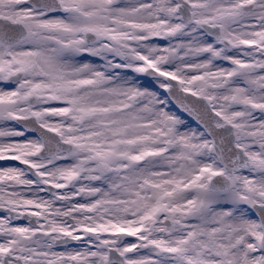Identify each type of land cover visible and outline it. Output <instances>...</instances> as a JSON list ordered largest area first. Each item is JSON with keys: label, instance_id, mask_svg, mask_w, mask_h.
<instances>
[{"label": "snow or ice", "instance_id": "6c2138e0", "mask_svg": "<svg viewBox=\"0 0 264 264\" xmlns=\"http://www.w3.org/2000/svg\"><path fill=\"white\" fill-rule=\"evenodd\" d=\"M0 264H264V0H0Z\"/></svg>", "mask_w": 264, "mask_h": 264}, {"label": "flooded vegetation", "instance_id": "af4514ba", "mask_svg": "<svg viewBox=\"0 0 264 264\" xmlns=\"http://www.w3.org/2000/svg\"><path fill=\"white\" fill-rule=\"evenodd\" d=\"M5 163H8V164H14L15 162H5ZM18 223H23V221H20V222H18ZM70 246H74V244H73V245H70Z\"/></svg>", "mask_w": 264, "mask_h": 264}, {"label": "rangeland", "instance_id": "374dc122", "mask_svg": "<svg viewBox=\"0 0 264 264\" xmlns=\"http://www.w3.org/2000/svg\"><path fill=\"white\" fill-rule=\"evenodd\" d=\"M128 239H133V238H128ZM77 245L71 246V247H76Z\"/></svg>", "mask_w": 264, "mask_h": 264}]
</instances>
